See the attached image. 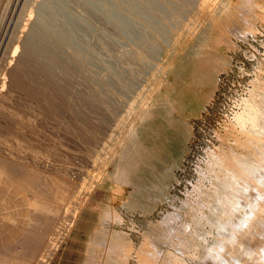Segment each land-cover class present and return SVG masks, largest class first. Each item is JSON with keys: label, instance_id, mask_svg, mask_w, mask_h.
<instances>
[{"label": "rangeland", "instance_id": "1", "mask_svg": "<svg viewBox=\"0 0 264 264\" xmlns=\"http://www.w3.org/2000/svg\"><path fill=\"white\" fill-rule=\"evenodd\" d=\"M37 1L0 0V264H240L264 241V121H236L264 111V0H156L155 57L116 45L124 72L53 39Z\"/></svg>", "mask_w": 264, "mask_h": 264}, {"label": "bare ground", "instance_id": "2", "mask_svg": "<svg viewBox=\"0 0 264 264\" xmlns=\"http://www.w3.org/2000/svg\"><path fill=\"white\" fill-rule=\"evenodd\" d=\"M36 6H37V15H38L37 19L40 21L41 24L40 26H42L43 29L47 30L48 32H51L53 39H55L56 41H61L65 43L67 42L71 44L69 48L72 49L75 53L77 52L79 55H81L85 60H87L89 64L92 65L94 69H98V71L114 70V68L115 69L118 68L120 72H124L125 69L121 70L119 68L120 66L118 67V65L112 61L111 58V54L113 53L112 49L116 45H122L124 43H128L131 46L145 50L146 53L151 58L152 57L154 58L155 56L153 55L155 54L154 52L157 48V45L155 43V38L153 34H155V31L160 32L161 30H163L164 27L162 25H164V23H160V19L163 17L165 18L168 15L167 13L170 11L168 8V12H166V10L164 9L166 6L165 7L162 6L161 3H159L156 0L155 1L154 0L151 1L149 0H44L43 1L41 0V2L37 1ZM171 11L173 14V10ZM165 19L167 20V18ZM99 29L102 31V34L100 36H98L99 34L97 35ZM96 35L98 36V40L95 43H93V39L96 37ZM95 72L97 73V70ZM130 75H136V74L130 73ZM2 89H0V91ZM3 99L4 97L2 98V100ZM7 99L8 98L5 97V100ZM259 106L254 101H248L244 111L238 116L236 120L238 123L236 124L238 126L240 125L242 134L246 135L250 139L253 137L258 138L257 137L259 136L257 135L259 133L258 130L262 128L261 122L264 121V111L260 109ZM237 140L239 141V139ZM241 144H243V141ZM215 164H217V162ZM244 165L245 164H243V166ZM6 169L7 166L5 167L4 165L0 164V180L5 174ZM243 172L245 173V171ZM233 173L235 175H239L237 171H234ZM44 181L47 184L45 185L47 187L49 185L51 188V189L49 188L50 190L48 191L49 192L51 191L52 193L55 191L54 193L56 194V190L59 187L58 184L56 182L54 183V181L50 179V176L49 177L45 176ZM40 195H42V193ZM51 195L49 197H51ZM254 221H253L254 223L253 225L255 226V228H253L254 231L252 230L253 234H256V236L257 234L263 235L264 220H262V216L260 218L256 216V219L254 218ZM251 233H249V235ZM252 236L253 237L251 239L249 238L251 241L249 240L247 241V243L245 241V243L244 242L241 243L239 247L238 245L236 246L240 251L239 254L240 264H264V241L260 237H258L259 239H256L257 237L255 238L254 235ZM244 237H246V234ZM229 250L230 248L227 251ZM230 262L233 263V261Z\"/></svg>", "mask_w": 264, "mask_h": 264}]
</instances>
